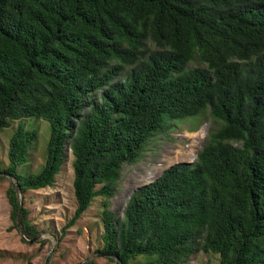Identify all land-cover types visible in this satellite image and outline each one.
Here are the masks:
<instances>
[{"label":"trees","instance_id":"trees-1","mask_svg":"<svg viewBox=\"0 0 264 264\" xmlns=\"http://www.w3.org/2000/svg\"><path fill=\"white\" fill-rule=\"evenodd\" d=\"M208 111L221 125L197 160L113 211L124 169L151 139ZM33 118L51 135L42 169L23 174ZM16 123L0 162L14 179L13 229L21 199L53 187L71 154L77 206L59 242L102 198L96 253L112 262L190 264L203 252L264 264V0H0V133ZM29 214L24 243L40 233Z\"/></svg>","mask_w":264,"mask_h":264},{"label":"rangeland","instance_id":"rangeland-1","mask_svg":"<svg viewBox=\"0 0 264 264\" xmlns=\"http://www.w3.org/2000/svg\"><path fill=\"white\" fill-rule=\"evenodd\" d=\"M195 66L205 65L191 63V67ZM24 123L27 129L38 132V141L30 150L28 163L18 170L23 174L37 173L45 162L51 125L46 120L35 118ZM196 125H199L198 130L191 132ZM220 125L208 111L190 120H178L170 129L153 137L140 162L124 169L120 188L111 201V209L123 216L137 189L152 183L175 164L195 162L208 142L210 133ZM17 126L18 123L0 133V162L3 168L8 167L9 140ZM73 162L74 158L70 154L53 187L30 191L23 198L24 207L30 211V221L43 233V237L35 244H30L28 240L24 243L20 232L13 229L11 207L6 195L11 181L0 178V264H47L48 257V264H80L87 259H94L97 264H116L96 253L97 249L102 248V198H97L77 224L67 231L65 238L58 241L62 228L72 218L77 206ZM42 240L46 242L44 246L39 243ZM141 262L143 260L134 264ZM190 264L221 262L218 255L202 252L194 256Z\"/></svg>","mask_w":264,"mask_h":264},{"label":"water","instance_id":"water-1","mask_svg":"<svg viewBox=\"0 0 264 264\" xmlns=\"http://www.w3.org/2000/svg\"><path fill=\"white\" fill-rule=\"evenodd\" d=\"M1 175L7 177L10 181H13V176L11 174L5 173V172H1ZM17 193L19 194V191H17ZM23 209H24V203L23 200L21 199V209H20V214H19V222H18V226H19V232L21 234V236L23 237V231H22V213H23ZM43 237V233H39L37 236H35L32 240H28V242L30 244H35L37 243L41 238ZM50 260V257H48L47 259V264ZM83 264V263H80ZM116 264H119L118 261H116Z\"/></svg>","mask_w":264,"mask_h":264}]
</instances>
